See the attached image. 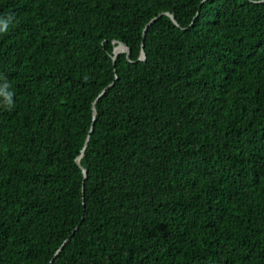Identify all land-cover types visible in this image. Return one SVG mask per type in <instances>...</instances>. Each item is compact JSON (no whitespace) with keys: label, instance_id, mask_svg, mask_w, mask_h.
Returning a JSON list of instances; mask_svg holds the SVG:
<instances>
[{"label":"trees","instance_id":"obj_1","mask_svg":"<svg viewBox=\"0 0 264 264\" xmlns=\"http://www.w3.org/2000/svg\"><path fill=\"white\" fill-rule=\"evenodd\" d=\"M9 17L0 264H264V0Z\"/></svg>","mask_w":264,"mask_h":264},{"label":"clouds","instance_id":"obj_2","mask_svg":"<svg viewBox=\"0 0 264 264\" xmlns=\"http://www.w3.org/2000/svg\"><path fill=\"white\" fill-rule=\"evenodd\" d=\"M11 17L9 18H0V35H3L9 31ZM13 91L10 90V87L7 83L0 84V104L6 108L14 107L13 104Z\"/></svg>","mask_w":264,"mask_h":264},{"label":"water","instance_id":"obj_3","mask_svg":"<svg viewBox=\"0 0 264 264\" xmlns=\"http://www.w3.org/2000/svg\"><path fill=\"white\" fill-rule=\"evenodd\" d=\"M171 17H172V15H171ZM119 45H121L122 46V50H121V52H125L127 55L129 54V49L124 45V44H119ZM141 58L142 59H145V55H144V53H143V51H142V54H141ZM77 163H78V161H77ZM82 168V167H81ZM83 170V173H84V175L86 174V172H85V170L84 169H82Z\"/></svg>","mask_w":264,"mask_h":264},{"label":"bare ground","instance_id":"obj_4","mask_svg":"<svg viewBox=\"0 0 264 264\" xmlns=\"http://www.w3.org/2000/svg\"><path fill=\"white\" fill-rule=\"evenodd\" d=\"M122 46L120 45V48H118L117 52H121Z\"/></svg>","mask_w":264,"mask_h":264}]
</instances>
